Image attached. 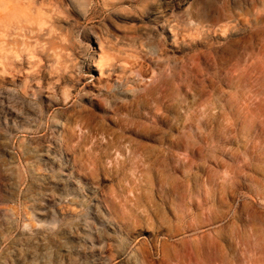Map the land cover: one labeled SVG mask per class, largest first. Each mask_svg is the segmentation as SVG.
<instances>
[{"label":"rangeland","instance_id":"rangeland-1","mask_svg":"<svg viewBox=\"0 0 264 264\" xmlns=\"http://www.w3.org/2000/svg\"><path fill=\"white\" fill-rule=\"evenodd\" d=\"M23 2L29 28L0 29V264L264 247V0Z\"/></svg>","mask_w":264,"mask_h":264},{"label":"bare ground","instance_id":"bare-ground-1","mask_svg":"<svg viewBox=\"0 0 264 264\" xmlns=\"http://www.w3.org/2000/svg\"><path fill=\"white\" fill-rule=\"evenodd\" d=\"M17 2H15L14 0H1L0 29L3 34L5 33L4 37H6L9 34V32H13L16 30L23 31L24 29L29 28V26L27 25L28 22L26 21L27 23H25L24 18H22V16L18 14L21 11L26 12V10L24 9L25 3L23 2V0H17ZM29 7L31 8L30 5ZM84 9L86 11L88 9V6H85ZM26 17L28 18V15H26ZM30 64L32 65L31 62ZM94 67H96L98 70H100V68L101 69L103 68L96 64H94ZM28 78L30 79V77ZM38 88L40 89V87H37V89ZM36 92H37L36 89H32L31 94L35 98H37ZM28 94L29 92L27 90H24V95H28ZM240 264H264V247L256 249L255 252H253L251 255H248L247 252H244L242 254Z\"/></svg>","mask_w":264,"mask_h":264}]
</instances>
